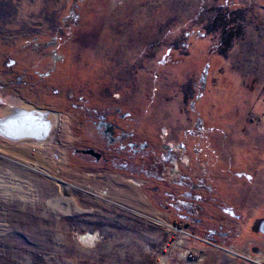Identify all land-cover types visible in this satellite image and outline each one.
Instances as JSON below:
<instances>
[{"label":"rangeland","instance_id":"rangeland-1","mask_svg":"<svg viewBox=\"0 0 264 264\" xmlns=\"http://www.w3.org/2000/svg\"><path fill=\"white\" fill-rule=\"evenodd\" d=\"M0 122V264H264V0H0Z\"/></svg>","mask_w":264,"mask_h":264},{"label":"flooded vegetation","instance_id":"flooded-vegetation-1","mask_svg":"<svg viewBox=\"0 0 264 264\" xmlns=\"http://www.w3.org/2000/svg\"><path fill=\"white\" fill-rule=\"evenodd\" d=\"M117 114V113H116ZM107 116V111L106 112H102L101 114H99L97 116L98 120H97V124L100 125L101 127L104 128V133L106 134V136L111 139L113 136L117 135V134H123L125 133L124 128L122 126H120L117 122H114L112 120H107L106 118ZM131 134V133H129ZM168 151L173 154L171 152L170 149H168ZM262 221H264L263 218H261ZM251 232H263L264 233V228L262 227H257L256 225L252 224L251 225ZM224 233V232H223ZM213 237V236H211Z\"/></svg>","mask_w":264,"mask_h":264},{"label":"bare ground","instance_id":"bare-ground-1","mask_svg":"<svg viewBox=\"0 0 264 264\" xmlns=\"http://www.w3.org/2000/svg\"><path fill=\"white\" fill-rule=\"evenodd\" d=\"M29 111V113H31L33 116H34V118H33V116H31V119L29 120L31 123H33V122H35V121H39V122H41L42 120H41V117L42 116H44V115H42L40 112H38V111H36V110H33V109H31L32 111H30V109H28V108H25V111ZM42 115V116H40V115ZM15 115V114H14ZM18 115V114H17ZM52 116H50V115H47L46 116V118H51ZM6 120H4L5 122H8V120L10 119V117H8V114H7V116L6 117H4ZM27 119V118H26ZM11 120V119H10ZM50 120V119H49ZM1 123V122H0ZM48 123V122H47ZM33 124H36V122L35 123H33ZM7 125V124H6ZM11 125V124H10ZM21 125V124H20ZM18 126V125H17ZM4 127V126H3ZM1 128V127H0ZM9 128V127H8ZM5 129V128H4ZM38 129H39V127H38ZM37 129V130H38ZM2 130V129H1ZM29 130V129H28ZM42 130V129H41ZM8 134V133H7ZM13 134H14V132H13ZM2 135V134H1ZM40 145V144H39ZM50 194V193H49ZM46 196V195H45ZM95 238H94V236L93 235H91V234H85V235H83V236H81V240L82 241H84L86 244H89V243H91V242H93V240H94Z\"/></svg>","mask_w":264,"mask_h":264},{"label":"built area","instance_id":"built-area-1","mask_svg":"<svg viewBox=\"0 0 264 264\" xmlns=\"http://www.w3.org/2000/svg\"><path fill=\"white\" fill-rule=\"evenodd\" d=\"M163 133H164V130H163ZM166 144L169 145V146H171V144L169 142H167ZM171 149L174 150L173 148H171ZM180 156H181L180 161H182L183 163H185L187 161L186 156L183 153H181Z\"/></svg>","mask_w":264,"mask_h":264},{"label":"water","instance_id":"water-1","mask_svg":"<svg viewBox=\"0 0 264 264\" xmlns=\"http://www.w3.org/2000/svg\"><path fill=\"white\" fill-rule=\"evenodd\" d=\"M261 223L264 224V221H260V220H259V221H256V222L254 223V225H256L257 227H259V224H261ZM259 228H260V227H259Z\"/></svg>","mask_w":264,"mask_h":264},{"label":"crops","instance_id":"crops-1","mask_svg":"<svg viewBox=\"0 0 264 264\" xmlns=\"http://www.w3.org/2000/svg\"><path fill=\"white\" fill-rule=\"evenodd\" d=\"M261 221H262V220H261ZM263 226H264V224H262V223H261V224H259V227H263Z\"/></svg>","mask_w":264,"mask_h":264}]
</instances>
